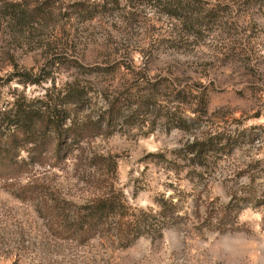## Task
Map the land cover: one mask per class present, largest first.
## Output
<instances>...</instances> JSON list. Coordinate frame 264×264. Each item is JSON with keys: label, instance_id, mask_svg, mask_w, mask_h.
I'll list each match as a JSON object with an SVG mask.
<instances>
[{"label": "rangeland", "instance_id": "rangeland-1", "mask_svg": "<svg viewBox=\"0 0 264 264\" xmlns=\"http://www.w3.org/2000/svg\"><path fill=\"white\" fill-rule=\"evenodd\" d=\"M82 1L88 6L78 16ZM6 2L0 0L2 102L39 99L78 81L101 109L102 98L131 90L138 78L162 80L154 92L162 108L145 123L86 139L85 156L116 161L112 183L131 210L159 214L158 200H174L189 220L126 248L107 237L61 240L35 202L18 199L0 180V264H264V0H28L42 5L46 20L27 27H12ZM172 5L184 8L182 17L168 14ZM75 64L104 71L91 75ZM28 73L49 79L25 85L20 76ZM201 142L210 149L193 161L191 146ZM78 156L39 176L53 195L82 205L95 190L89 168L76 170ZM234 193H254L261 202L242 203L234 229L220 234L215 220L205 222L208 209L229 204Z\"/></svg>", "mask_w": 264, "mask_h": 264}, {"label": "trees", "instance_id": "trees-1", "mask_svg": "<svg viewBox=\"0 0 264 264\" xmlns=\"http://www.w3.org/2000/svg\"><path fill=\"white\" fill-rule=\"evenodd\" d=\"M21 1L23 4L15 0L5 4L12 27H27L46 20L42 5ZM86 6L87 1L75 4L78 16L85 13ZM167 11L172 17L180 18L184 8L172 5ZM88 19H94V15ZM61 57L62 54L57 59ZM75 65L91 75L104 71ZM20 77H25L24 83L29 86L49 79V76L35 78L29 73ZM161 81L143 83L138 78L131 90L102 98L105 105L101 109L97 104L92 106V99L78 81L60 90L48 91L39 99L30 100L20 95L5 102L0 100V180L18 199L35 202L36 212L48 231L61 240L83 243L107 237L118 248H126L143 237H160L170 226L189 220L179 213L174 200H158L159 214L131 210L112 183L117 171L116 161L103 155L85 156L86 139L111 136L120 124L145 123L148 114L162 108L160 99L154 95L163 86ZM185 127L187 123L180 117L178 129ZM191 147L193 161H201L210 144L201 142ZM22 153H27L26 157ZM76 153L79 154L76 170L89 168L88 182L95 190L82 205L53 195L49 180L39 176L40 170H63ZM260 202L254 193L249 198H238L234 193L229 204L208 209L205 222L215 220L219 233L225 234L234 229V212L242 203L259 205ZM196 205L195 215L200 220V206Z\"/></svg>", "mask_w": 264, "mask_h": 264}]
</instances>
